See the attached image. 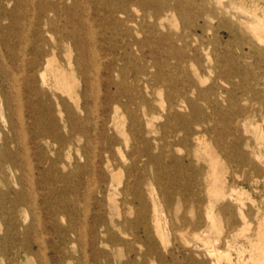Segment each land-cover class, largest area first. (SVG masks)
I'll use <instances>...</instances> for the list:
<instances>
[{
  "label": "bare ground",
  "instance_id": "6f19581e",
  "mask_svg": "<svg viewBox=\"0 0 264 264\" xmlns=\"http://www.w3.org/2000/svg\"><path fill=\"white\" fill-rule=\"evenodd\" d=\"M184 1L193 6L200 5L202 15L207 18L219 19L217 29L224 30V35L241 37L242 45L254 49L253 54L264 60V10L259 13L257 7L251 11L239 8L234 0L229 5L219 2L213 8L206 5L210 0ZM164 15L156 16L158 24H162ZM92 20L91 7L84 0H72L71 4H66L65 0H0V119L17 148L16 154L10 153L6 160L20 165L26 186L25 197L20 201L26 205V214L33 219L32 224L26 225L25 238L13 253L22 262L25 259L26 264H64L63 259L72 260V256L61 252V245L71 241L70 236L82 244V249L86 244L84 237L94 249L98 245H117L118 239L111 227H118L122 233L131 235L133 243L146 246L144 256L151 258L156 253L153 232H160L161 211L154 183L167 187L171 183L149 173V166L153 167L158 160L153 151L157 146L154 147V143L159 141L155 136L144 138V150L138 145L132 146L133 154L128 158L133 166L129 163V166L121 167L129 177L123 189L112 181L107 183L108 175L113 176L116 171L112 161L116 140L111 133L118 131L117 114L122 107L107 89L119 85L120 81L113 82L104 75L107 70L98 51ZM201 28L217 31L207 22ZM48 34L55 35V42L46 39ZM63 54L67 63H64ZM116 71L121 73L122 69ZM252 78L257 85L264 73H254ZM102 99L108 103L115 101L112 117L100 114ZM256 117L257 114L252 112L245 120L254 124L250 121ZM132 121L142 134L139 116L133 115ZM146 123L152 125L149 120ZM151 130L148 133L154 134L155 130ZM136 153L140 157H135ZM242 155L243 161L236 165L231 186L227 188L225 182L217 180L219 188L217 181L207 187L205 221H188L183 217L180 220L182 226L170 222V232L179 233L180 240L185 243H188L190 233L212 231L216 217L224 218L226 223L222 235L216 240L220 246L205 239L204 247L189 249L185 253L184 263L264 264L263 206L255 204L254 208H248L241 198L249 193L246 188L251 186L264 197V155L255 148ZM64 158L74 161L68 163ZM139 158H146V162L137 165ZM244 166L248 172H241ZM191 172L194 176L202 173L195 169ZM82 187L87 197L94 193L98 195L96 213L87 236L80 227L82 222L77 223V202L67 198L69 193L77 195ZM194 193L198 194L190 183L176 190L171 187L163 193L165 208L172 212L169 201L174 195L184 199ZM41 196L52 201L42 206ZM116 196H122L121 202L128 205L127 214L121 222L107 221L105 202ZM66 198L68 201L62 202ZM251 200L256 202L253 198ZM216 202H221L218 208ZM44 207L47 208L44 214L48 229L44 224ZM131 214H134L133 219ZM65 217L67 224L64 226L61 219ZM46 233L55 238L52 243L46 240ZM179 244L177 239L172 244L173 250L168 255L171 264L182 263ZM230 249L235 253L232 254ZM136 262V258L130 257L124 264Z\"/></svg>",
  "mask_w": 264,
  "mask_h": 264
},
{
  "label": "rangeland",
  "instance_id": "374dc122",
  "mask_svg": "<svg viewBox=\"0 0 264 264\" xmlns=\"http://www.w3.org/2000/svg\"><path fill=\"white\" fill-rule=\"evenodd\" d=\"M84 1L91 7L98 51L107 70L104 75L113 82L120 81L119 85L107 89L122 106L117 114L118 131L111 133L116 140L112 148L116 171L113 176L108 175L107 183L112 181L123 189L129 177L121 167L131 164L128 156L133 154L132 146L138 145L144 150V138L155 136L159 141L154 143L153 146H157L153 151L158 160L153 167L149 166V173L165 178L171 185L154 183L161 211V229L159 233L153 232L156 253L151 258L144 256L146 246L133 243L131 235L122 233L118 227H111L118 239L117 245H98L94 249L84 237L86 244L82 249V244L70 236L71 241L61 245V252L73 259H63L64 264H124L130 257L137 259L134 264H171L168 255L175 239L180 241V264H192L191 261L183 262L189 249L204 247L205 239L220 246L216 240L226 225L224 218L216 217V226L210 232L200 230L187 235L188 243L180 240L179 233L170 232V222L182 226L180 220L183 217L188 221H205L209 184L218 180L225 182L228 188L233 184L236 165L243 161L242 154L247 155L255 148L264 155V78L258 80L260 86L252 81L254 73H264V60L253 54L254 49L242 45L241 37L224 35V30L217 29L219 19L202 15L200 5L193 6L184 0ZM234 1L237 7L248 11L255 7L259 8V13L264 10V0ZM219 2L229 5L231 0H210L206 5L213 8ZM65 3L71 4L72 0H65ZM163 13L162 24H158L156 16ZM205 22L217 31L202 30ZM46 39L53 43L56 37L48 34ZM63 55L64 63H67V57ZM118 68L122 69L121 73H117ZM64 97L68 98V95ZM115 101L108 103L102 99L100 114L112 117ZM252 112L257 114L250 121L254 124L245 120ZM133 115L141 119L142 134L132 121ZM151 129L155 130L154 134L148 133ZM9 132L0 119V264H26L25 259L22 262L13 252L25 238L26 225L32 224L33 219L26 214V205L20 201L26 193L20 165L6 160L10 153L16 154L17 151ZM47 153L52 155L50 151ZM73 153L76 156V152ZM139 155L136 153L135 157ZM64 160L68 163L74 161ZM144 162L146 158H139L137 165ZM193 169L202 173L194 176ZM243 170L248 172L245 166L241 172ZM218 181L216 186L219 188ZM185 183L192 184L198 194L184 199L174 195L169 201L172 208L169 212L165 208L163 193L171 187L174 190L182 188ZM252 187L246 188L249 193L241 196L242 201L248 208L260 204L264 209L263 193L252 190ZM97 196L94 193L87 197L82 187L77 195L69 193L67 197L77 202V223L82 222L80 227L85 230V236L94 220ZM67 198L62 202L68 201ZM251 198L256 202L253 203ZM45 199L41 196L42 206L52 201L51 198ZM121 201L122 196L106 200L104 216L107 221H123L128 205ZM216 205L218 208L221 202ZM46 209L43 208L44 220ZM130 217L133 219L134 214ZM61 221L65 226L67 217ZM44 224L48 229V219ZM140 235L144 238L142 232ZM44 236L49 243L55 239L48 233ZM230 252L235 253L234 249ZM49 254L52 256V251Z\"/></svg>",
  "mask_w": 264,
  "mask_h": 264
}]
</instances>
